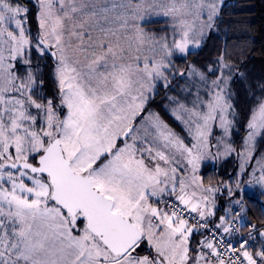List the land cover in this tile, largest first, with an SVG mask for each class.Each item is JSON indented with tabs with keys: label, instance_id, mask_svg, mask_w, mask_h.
<instances>
[{
	"label": "snow or ice",
	"instance_id": "1",
	"mask_svg": "<svg viewBox=\"0 0 264 264\" xmlns=\"http://www.w3.org/2000/svg\"><path fill=\"white\" fill-rule=\"evenodd\" d=\"M224 6L0 0V264H264V80Z\"/></svg>",
	"mask_w": 264,
	"mask_h": 264
},
{
	"label": "trees",
	"instance_id": "2",
	"mask_svg": "<svg viewBox=\"0 0 264 264\" xmlns=\"http://www.w3.org/2000/svg\"><path fill=\"white\" fill-rule=\"evenodd\" d=\"M221 18L220 34L224 36L226 32L229 37V47L235 45L237 53L242 51L243 55H238L237 58L242 61L241 70L247 73L248 82L264 80V0H225ZM221 46L222 41L214 36L208 41L200 57H190V59L206 60L214 49ZM180 66L183 67V64ZM233 87L240 93L241 107H245L244 83L238 81ZM150 108L175 126V122L163 108L161 97H157ZM220 171L223 172L224 168H220ZM260 199L253 196L255 206L250 205L251 210L247 213L253 223H259Z\"/></svg>",
	"mask_w": 264,
	"mask_h": 264
},
{
	"label": "rangeland",
	"instance_id": "3",
	"mask_svg": "<svg viewBox=\"0 0 264 264\" xmlns=\"http://www.w3.org/2000/svg\"><path fill=\"white\" fill-rule=\"evenodd\" d=\"M177 130H179V129H177ZM231 163H232L231 160H229L226 164H224V166H223L224 170L230 168L231 167ZM261 199H263V198H261Z\"/></svg>",
	"mask_w": 264,
	"mask_h": 264
}]
</instances>
